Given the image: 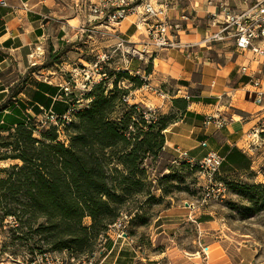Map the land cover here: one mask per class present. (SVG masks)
Segmentation results:
<instances>
[{
    "label": "crops",
    "instance_id": "1",
    "mask_svg": "<svg viewBox=\"0 0 264 264\" xmlns=\"http://www.w3.org/2000/svg\"><path fill=\"white\" fill-rule=\"evenodd\" d=\"M215 1L214 6H208L207 0H174L170 17L186 12L196 18L195 27L181 35L182 42L203 36L206 26L201 24L207 25L209 13L216 11L218 0ZM235 3L229 0L231 6ZM91 25L74 9L73 0H7L6 6L0 5V134L13 130L20 120L39 118L44 110L65 112L72 102L62 93V86L68 82L66 73H70L65 58L68 59L67 52L74 46L91 44L98 49L92 36L94 31L81 30L82 26ZM111 29L113 32L107 34L109 47L116 48L119 36L140 49H153L147 44V27L139 24L136 15L127 16ZM57 50L61 55L56 61L48 62L50 53ZM32 62L36 65L32 66ZM150 63V71L141 70V73L165 97L139 88L131 91V102L152 107L157 115H175L176 119L164 130L163 152L175 158L178 151H184L200 159L209 150H217L224 157L227 154L231 157V161L225 160L230 173L250 174L257 183L252 169L262 162L264 152L258 150L251 156L246 151L245 132L258 122L257 116L263 113L258 111H264V100L258 106L248 97L249 76L241 71L242 65L254 68V62L225 43L186 52L171 48L153 50ZM54 66L60 67L62 73ZM48 75L52 76L48 78ZM186 95L190 96L189 100ZM179 98L188 101L185 111L173 105V100ZM215 113L231 119L221 129L212 123L204 124L205 117ZM238 153L247 158L246 166L232 161ZM12 161L8 159L6 165L13 164ZM155 220L163 233L170 234L183 224L194 223L199 240L207 247L206 254L201 251L200 241L199 249L192 252L169 246L141 257L134 247L116 245L117 242L109 240L101 247L102 253L96 254V263L135 264L137 258L144 264H257L264 260L251 246L235 245L219 237L206 241L217 233L212 232L216 223L210 213L191 210L186 203H175L160 211Z\"/></svg>",
    "mask_w": 264,
    "mask_h": 264
},
{
    "label": "trees",
    "instance_id": "2",
    "mask_svg": "<svg viewBox=\"0 0 264 264\" xmlns=\"http://www.w3.org/2000/svg\"><path fill=\"white\" fill-rule=\"evenodd\" d=\"M61 53L51 52L48 62ZM122 76L132 83L130 88L117 85ZM112 77L110 87L108 80L94 83L81 99L62 91L72 100L69 107L82 101L69 123L59 119L40 128L30 118L0 134V146L7 148L0 160L20 161L0 168L5 173L0 177V208L3 216L18 220L16 229L26 228L23 236L34 233L46 245L37 251L92 256L125 203L141 193L148 177L145 162L156 161L163 152L164 130L175 115L156 114L155 120H148L145 105L124 100L145 81L126 71L109 73ZM187 103L184 98L173 100L182 111ZM61 130L65 140H60ZM225 160L231 161L229 154L222 163L226 166ZM246 160L242 153L232 158L235 165L246 166Z\"/></svg>",
    "mask_w": 264,
    "mask_h": 264
},
{
    "label": "rangeland",
    "instance_id": "3",
    "mask_svg": "<svg viewBox=\"0 0 264 264\" xmlns=\"http://www.w3.org/2000/svg\"><path fill=\"white\" fill-rule=\"evenodd\" d=\"M201 25L205 27L206 23ZM108 32L113 31L110 28ZM107 34L97 31L92 33L95 45L98 46L95 48L98 49H94L91 44H82V46L69 48L67 52L68 59H65L70 65L67 67L68 70L70 69V73H66L65 78L68 80L72 96L76 99L84 98V93L88 92L94 84L84 80L80 69L88 72L94 64H97L99 69L105 71L108 76L109 73L117 74L126 71L133 76L141 77L145 81L141 70H145L146 66L150 64V59L141 63L135 57L123 54L117 46L116 48L109 47L108 41L110 39ZM98 60H100L99 63ZM72 67L75 70H72ZM54 69L62 73L60 67L54 66ZM71 74L74 76L75 83L70 77ZM51 76L48 75L47 77L50 78ZM107 80L108 87H110L114 78ZM131 84L123 76L117 78V85L121 88H130ZM134 90L132 89V91ZM35 121L38 124L37 118ZM38 126L42 127L40 124ZM2 138L0 137V142ZM65 138L66 136L61 130L60 140H65ZM6 150L7 148L0 146V154ZM173 159L170 154L162 152L156 161L148 160L145 162L148 177L144 187L141 193L131 197L125 203L122 210L131 212L133 215L127 228V233L133 242H129L130 244L127 245L126 241L125 243L119 241L116 245L124 244L123 246L134 247L141 257H147L149 254L169 246H176L188 252L199 249V242L201 241L202 246L205 245V242L199 240L198 229L194 223L183 224L177 232L170 234L168 231L163 233L155 220L160 211L171 205L175 203L183 205L192 201L195 202L197 210L202 213H210L211 218L216 223L212 232L217 233L210 235L206 241L216 240L219 237L235 245L251 246L256 248L258 256L264 259V184L255 183L250 174L244 175L234 171L230 173L231 170L223 164L216 178L217 181L225 183L226 193L223 197H207L203 188L204 179L201 172L185 163L176 164ZM6 162L8 159L0 160V167H8ZM12 162L13 164H20L19 160ZM4 176L5 173L0 172V177ZM163 176L168 177L160 181ZM257 184L259 187L253 188ZM12 221L13 219H10L9 216H3L0 208V264H24L28 257L37 250L47 248L45 244L38 241V237L34 233L23 236L26 228L20 229L18 227L16 229L20 223L16 218H14V222ZM84 221L86 224L89 223L88 218ZM108 242L109 239L105 240L103 237L95 252H98ZM175 250L177 251V249ZM61 253L67 258L66 264H76L79 259L85 258V256L74 258L66 252Z\"/></svg>",
    "mask_w": 264,
    "mask_h": 264
},
{
    "label": "built area",
    "instance_id": "4",
    "mask_svg": "<svg viewBox=\"0 0 264 264\" xmlns=\"http://www.w3.org/2000/svg\"><path fill=\"white\" fill-rule=\"evenodd\" d=\"M235 5L231 6L229 0H218L216 11L210 12L208 16L205 33L195 41L182 42L181 35L193 29L195 16L186 12L178 14L177 17H170L168 14L174 7V0H73L74 9L82 13L85 20L91 23V27L82 26L83 32H92L94 26L100 23L107 24L110 28L118 25L129 15H136L140 25L147 27L148 45L152 50L140 49L135 43L117 37V48H120L123 54L135 57L138 61H146L151 58L153 50L162 48L180 49L184 52L191 51L194 48H211L217 44H231L235 51L245 57L248 56L255 67L242 65L241 71L249 76L250 88L246 93L252 101L261 106L264 100V0H233ZM215 0H207L208 6H214ZM0 5L6 6L7 0H0ZM244 6V8H243ZM109 33V32H100ZM39 49V48H37ZM100 60H98V63ZM36 65L35 62L31 63ZM96 67V68H95ZM76 72V71H75ZM84 80L98 83L108 79L105 71L97 64L93 68L84 72L81 69ZM138 73V72H137ZM73 83V75H70ZM141 88L149 91H155L162 97L165 95L145 82ZM65 95L71 94L69 83L62 86ZM189 100L190 96L185 97ZM128 103L131 102V93L124 98ZM81 100L72 104L62 115H57L52 109L44 110L42 115L37 118V123L41 126L57 124L61 119L64 123H69L78 106H81ZM146 118L155 120L156 110L147 107ZM257 116L258 122L251 125L245 132V149L254 156L258 150L264 152V111ZM231 118L215 113L208 115L204 119V124H214L217 129L223 128ZM205 145V143H203ZM164 150V148H163ZM225 157L217 150H209L202 158L196 159L189 156L184 151H178L177 157L173 159L176 164L185 163L191 168H197L204 179L203 188L207 197H223L226 193V185L222 181H217L220 167ZM257 183L264 184V156L260 164L252 169ZM216 186V188H214ZM186 207L195 209V202H186ZM10 219L14 218L9 216ZM132 217V213L122 211L114 223L108 226L105 240H112L130 244L133 239L127 233V228ZM130 242V243H129ZM201 251L206 254L207 247L201 246ZM102 253V248L94 252L92 256L79 259L76 264H97L96 254ZM67 258L64 254L54 251H37L30 255L24 264H66ZM257 264H264V260Z\"/></svg>",
    "mask_w": 264,
    "mask_h": 264
},
{
    "label": "bare ground",
    "instance_id": "5",
    "mask_svg": "<svg viewBox=\"0 0 264 264\" xmlns=\"http://www.w3.org/2000/svg\"><path fill=\"white\" fill-rule=\"evenodd\" d=\"M93 28L97 32H108V30L110 29V27L105 23L97 24ZM135 264H144V262L141 258H137Z\"/></svg>",
    "mask_w": 264,
    "mask_h": 264
}]
</instances>
